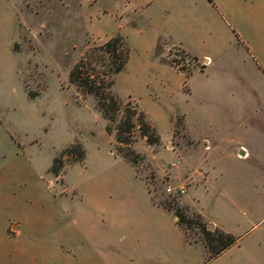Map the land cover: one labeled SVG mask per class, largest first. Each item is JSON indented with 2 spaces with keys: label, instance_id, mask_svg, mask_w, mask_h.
Instances as JSON below:
<instances>
[{
  "label": "rangeland",
  "instance_id": "1",
  "mask_svg": "<svg viewBox=\"0 0 264 264\" xmlns=\"http://www.w3.org/2000/svg\"><path fill=\"white\" fill-rule=\"evenodd\" d=\"M207 3L0 0V249L7 264H134L128 236L138 187L144 181L155 203L171 200L166 187L175 184L166 177L180 173L171 152L189 149L190 138L200 149L206 138L217 142L219 175L209 191L199 177L187 179L175 201L182 196L239 242L212 261L202 246L184 245L178 263L150 255L135 264H264V114L249 94L226 95L244 89L236 76L242 51ZM116 34L127 39L130 56L112 89L123 102L135 101L160 136L147 145L134 129L130 148L141 159L132 167L119 152L127 146L115 140L116 122L68 78L90 47ZM181 45L200 62L210 57L203 71ZM243 80L264 90L249 65ZM244 102L245 120H238ZM241 141L250 152L243 159L236 154ZM75 143L83 161L65 152ZM186 235L202 238L195 226ZM143 249L152 252L154 244Z\"/></svg>",
  "mask_w": 264,
  "mask_h": 264
},
{
  "label": "crops",
  "instance_id": "2",
  "mask_svg": "<svg viewBox=\"0 0 264 264\" xmlns=\"http://www.w3.org/2000/svg\"><path fill=\"white\" fill-rule=\"evenodd\" d=\"M207 1L208 7L212 9V12L217 17L216 19L219 22L220 26L232 35V37L235 39L236 45H238V47L242 51V62L239 63L242 64L244 68L242 70L243 72L239 69V74L236 76L239 78L237 80L239 84L243 82L244 89H234L227 92L226 95L231 98H236L240 95L249 94L252 98L255 99L256 106L264 114V109L260 108V103L262 102V99L264 100V90L258 89L256 87L247 88L246 82L244 83L245 80H243L247 65L250 66V69L254 74L264 80V0ZM186 52L190 53L188 50H186ZM190 54L194 55L192 53ZM207 57V59H203L201 60V62L197 57L198 64L200 66L204 65L202 70L200 68H197V70L203 71L206 68V64H204V62L208 63L209 60H211L208 55ZM237 65L238 62L232 66L237 67ZM173 68L184 74L175 66H173ZM241 76H243V79H241ZM243 107V109L238 110V114L236 115L238 120H245V102L243 104ZM184 128L186 129L185 123ZM190 141H192V143H190L191 147L189 149L181 150L179 152L176 150L172 152L170 151L173 156L176 157V161L172 163L175 167L180 168V173L179 175H174L169 170L170 174L168 175V177H166V179L170 182H173L176 187L184 188L183 193H186L190 184L185 187L183 185L184 182L192 177H194L193 180L199 177V179H201V182L199 181V184L203 185L206 191H209L213 187V185H215V182L219 175L216 164L217 160L212 154V152L216 149L217 142L213 138H206L205 141L201 144L202 149H200L199 142H195L191 138ZM240 148H242L243 150ZM196 151H200L201 154L199 153V155L196 156ZM241 151H243L244 153L241 154ZM236 154L241 159L250 154L249 149L244 142L241 141L240 143H238ZM126 163H128L132 167L130 162ZM132 173L135 178H139L134 173V171ZM137 193L139 198L137 214L133 221L132 232L128 236V239L132 244V249L130 251L129 257H131L134 264L142 263L143 261L150 259V255H154L158 260L169 259L172 263H178V261L181 260L182 247L184 245L202 246L207 257V251L202 243H193L187 240L184 229L177 223L176 217L173 215V213L165 209L164 207L154 203L151 193L144 181L143 186L138 187ZM181 198L182 196L180 197V205L187 206L191 213L199 212L192 211L189 205V201L187 200L182 201L184 203L182 204ZM194 199L195 198H192L191 200ZM202 217L204 221L210 226L213 225L219 227L209 220L206 221L203 215ZM238 242L239 239L235 244H237ZM151 243L154 244V250L152 252L144 251L143 248L147 247V245ZM225 251H223L222 253H224ZM222 253H220L219 255H221ZM219 255H217L216 257H218ZM9 257L10 256L5 251L0 249V264H7V260ZM216 257L210 259V261H212Z\"/></svg>",
  "mask_w": 264,
  "mask_h": 264
},
{
  "label": "trees",
  "instance_id": "3",
  "mask_svg": "<svg viewBox=\"0 0 264 264\" xmlns=\"http://www.w3.org/2000/svg\"><path fill=\"white\" fill-rule=\"evenodd\" d=\"M186 55L194 60L197 67L202 70L204 65L200 66L198 64L196 56L188 52H186ZM129 56L130 46L127 39L121 34H116L101 45L90 47L72 66L68 78L81 92L94 97L98 109L108 122H116L115 140L118 144L127 146L126 151L119 147V152L129 162L136 163L141 159V155L133 148H130V144L136 140L133 134L134 129H138L147 145H157L160 142V136L156 128L148 120L146 113L138 107L135 101L129 99L123 102L112 89L115 76L126 65ZM176 68L187 76L191 73H186L182 67L176 66ZM72 151L77 152L75 161H83L85 150L80 143L71 144L65 150V152ZM59 171L60 167L52 166L53 173L57 174ZM175 197L177 196H173L171 200H163L156 204L173 213L177 223L184 229L185 234L187 228L193 226L199 228L202 234V238L199 241H190L187 235L186 238L190 242L203 244L207 251V261L237 242L238 238L231 233L206 223L199 212L190 216L188 207L179 205L175 201Z\"/></svg>",
  "mask_w": 264,
  "mask_h": 264
},
{
  "label": "built area",
  "instance_id": "4",
  "mask_svg": "<svg viewBox=\"0 0 264 264\" xmlns=\"http://www.w3.org/2000/svg\"><path fill=\"white\" fill-rule=\"evenodd\" d=\"M166 191L172 196H179L180 194H182L184 192V188L168 185L166 187Z\"/></svg>",
  "mask_w": 264,
  "mask_h": 264
},
{
  "label": "water",
  "instance_id": "5",
  "mask_svg": "<svg viewBox=\"0 0 264 264\" xmlns=\"http://www.w3.org/2000/svg\"><path fill=\"white\" fill-rule=\"evenodd\" d=\"M244 152L243 151H241V154H243Z\"/></svg>",
  "mask_w": 264,
  "mask_h": 264
}]
</instances>
